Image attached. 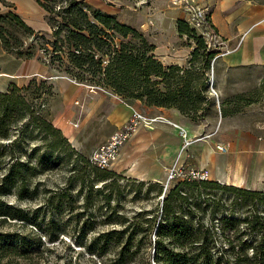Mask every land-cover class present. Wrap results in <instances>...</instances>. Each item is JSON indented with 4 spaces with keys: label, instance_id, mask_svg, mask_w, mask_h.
Listing matches in <instances>:
<instances>
[{
    "label": "trees",
    "instance_id": "trees-1",
    "mask_svg": "<svg viewBox=\"0 0 264 264\" xmlns=\"http://www.w3.org/2000/svg\"><path fill=\"white\" fill-rule=\"evenodd\" d=\"M36 2L50 31H35L13 11H0L5 53L26 60L41 50L45 60L37 59L51 69L107 88L125 102L172 107L192 121L211 116L209 73L219 57L185 19L176 21V29L193 41L188 64L165 66L154 55L155 44L115 14L85 0ZM52 90L45 77L10 83L0 92V222L31 225L40 234L30 241L0 233V264L38 256L50 250L48 244L61 243L63 234L80 248L70 251L101 264H150L141 262L144 254L154 264H264V191L185 178L163 194L159 182L97 167L50 119ZM262 95L264 77L255 98L236 93L219 99L220 114H239ZM61 169L66 174L56 181ZM8 196L18 203L7 202ZM128 202L142 207L129 213Z\"/></svg>",
    "mask_w": 264,
    "mask_h": 264
},
{
    "label": "crops",
    "instance_id": "crops-1",
    "mask_svg": "<svg viewBox=\"0 0 264 264\" xmlns=\"http://www.w3.org/2000/svg\"><path fill=\"white\" fill-rule=\"evenodd\" d=\"M193 1L206 9L212 27L233 49L218 59L215 70H212L213 85L215 81H218L217 72L220 65L225 71L264 69V0ZM23 21L33 27L30 20L23 19ZM43 27L48 28L46 24ZM191 50L192 47L175 43L155 44L154 55L165 66L183 67L188 64ZM51 74L37 58L20 60L5 53L0 46V92L5 91L10 83L23 86L28 84L33 77L45 78ZM54 81V88L64 108L53 115V124L62 131L75 149L89 155L92 152L91 147H82L79 139L83 134L85 124L99 109L101 110L102 105H106L107 99L99 91L93 94L84 84L73 80L56 77ZM260 89L261 87L258 91ZM216 94L217 96H214L210 93L213 99L209 106H206L210 108L211 116L195 121L181 115L177 109L172 107L143 106L139 102L112 99L110 108L105 111V121L109 127L103 136L106 139L126 122L133 110L140 108L146 115L161 116L169 123L160 122L154 124L152 128H139L121 147L113 166L107 169L126 178L162 184L165 178L161 174H166L167 168L183 166L186 169L206 171L207 180L264 191V134L256 136L245 132L240 136L241 138L217 140L214 132L217 122H220L221 128V123L231 116H221L219 99L222 97ZM76 101L86 102L85 111L83 110L79 115L78 123L75 122L76 118L73 119V115L78 114L77 109L71 113L72 115L70 114L72 103L75 104ZM258 102L259 100L245 106L243 110ZM82 113L85 114L82 116ZM261 124L264 126V122ZM180 129H183L186 137L191 140L200 135H204L205 140L193 141L187 147H182ZM216 143L226 145L229 152L227 154L214 152L211 146Z\"/></svg>",
    "mask_w": 264,
    "mask_h": 264
},
{
    "label": "rangeland",
    "instance_id": "rangeland-1",
    "mask_svg": "<svg viewBox=\"0 0 264 264\" xmlns=\"http://www.w3.org/2000/svg\"><path fill=\"white\" fill-rule=\"evenodd\" d=\"M6 2L4 5L0 0V11H13L17 14L22 20L27 19L33 23V27L38 28L41 27L42 30L50 31V28L46 24L44 20V11L37 4L36 0H3ZM91 6L100 9L103 12L108 14L114 13L120 22L128 24L139 31L143 32L148 39L157 45L170 44L175 43L176 45L187 47L189 44L193 45V41L186 39L185 36H180L176 29V21L178 19L186 18L185 12L182 7L179 6L178 2L173 3V0H85ZM189 3H195L193 0H188ZM182 10V13H181ZM26 22V21H24ZM29 24L28 22H26ZM25 23V24H26ZM46 24L48 28H44L43 25ZM30 26V25H28ZM37 26V27H36ZM32 27V26H31ZM35 58H42L45 60V56L41 50L36 52ZM221 58V57H219ZM38 61H40L38 59ZM41 62V61H40ZM44 64L47 69L52 73L51 76L48 77V81L53 84L52 95L47 98L46 108L50 115V119H53V115L61 110H63V103L61 98L58 95L57 90L54 88L56 77H62L64 79H70V77L60 74L57 71L51 69L47 66L46 62H41ZM210 75H214L212 70H210ZM217 80L214 84V90L219 94L220 97H225L228 95H232L237 92H248L252 97L258 96V90L261 87V80L264 77V69L261 68H251V69H237L225 71L223 70V66H218L217 72ZM37 79H42V77H33ZM83 84V83H79ZM85 84V83H84ZM87 85V84H85ZM98 91L106 97V105L101 106V110L96 112L95 115L85 124L83 129V134L79 139L82 147H91L90 151H94L99 145H101L106 138H104L105 132L109 129L107 123L105 121V111L110 108L112 99L117 100L120 99L114 96V93L100 86ZM75 101V100H74ZM264 97L259 99V102L256 103L252 107H248L244 109L242 113L233 115L227 118L223 123L217 122V125L214 129L215 138L217 140H234L236 138H241L240 136L249 132L252 135H262L264 134V126H262V122H264ZM78 112L77 115H73V119L76 118V123L80 118L81 112L83 110H79L74 102L70 108L71 112L74 110ZM140 112L144 113L142 109H138ZM85 111V110H84ZM85 113H82V116ZM72 115V114H71ZM75 116V117H74ZM53 122V121H52ZM77 125V124H74ZM108 128V129H107ZM142 129V128H141ZM211 129V128H209ZM208 129H205L207 131ZM145 131H147L145 129ZM209 131V130H208ZM207 133V132H205ZM203 137L204 135H200ZM82 152V151H81ZM90 152V154L92 153ZM86 155L85 152H82ZM89 154V155H90ZM89 155H86L89 157ZM62 174H66L65 170L61 169V171H57L53 176L56 181L60 180V176ZM166 176V174H161V176ZM43 177V174L39 175L37 179ZM9 203H18L14 200L13 196H8L4 198ZM19 205L22 207H26L29 204L26 202H19ZM127 211L132 213L140 209L141 204L136 203H126ZM32 206H36L33 204ZM145 207H149L150 204L147 203L144 205ZM65 220V217L63 218ZM13 221L0 222V233L6 232H14L20 235H24L29 237L31 241L32 238L36 237V234L40 236L39 232L31 225L23 226L18 223H9ZM154 235H152V238ZM62 239L61 243H54L52 247L51 244L50 250L43 251L38 256H34L30 259H22V258H13L9 262L10 264H65L70 262L71 264H101L100 259L92 256L89 259L86 255H77L76 252L70 251V248H74L75 251L80 249L72 244L68 235H62L60 237ZM43 240V238H41ZM43 247H40L42 249ZM3 260V262H5ZM149 261L152 264V257L143 255L141 258V262Z\"/></svg>",
    "mask_w": 264,
    "mask_h": 264
},
{
    "label": "built area",
    "instance_id": "built-area-1",
    "mask_svg": "<svg viewBox=\"0 0 264 264\" xmlns=\"http://www.w3.org/2000/svg\"><path fill=\"white\" fill-rule=\"evenodd\" d=\"M188 0H173V3L179 4L180 7L185 12L186 18H184L190 26H192L199 34H201L206 43V47L211 50L217 51L215 57H221L223 54L229 53L233 49L230 48L224 40L217 34V32L209 26L206 21L208 18L206 14V9L195 3H189ZM74 81V80H73ZM85 85V84H84ZM213 80L212 75L209 77V87L210 93L217 96L216 92L213 90ZM93 94H96L100 89L97 86L85 85ZM115 97H118L114 94ZM119 98V97H118ZM75 105L79 110H83L86 107V102L76 101ZM160 122H168L165 118L161 116H149L139 110H133L124 124L118 127L108 138L99 145L90 155L89 160L91 163L100 168H109L113 166L117 160L118 154L121 147L133 136V134L141 127L152 128L154 124ZM180 136L182 137V147H187L193 141L205 140V137H195L193 140L186 137L183 129H180ZM212 150L216 153L227 154L229 149L226 145L216 143L211 146ZM206 171L186 169L183 166H171L166 169V176L162 183L163 194L167 191L171 185L183 179H207ZM163 194L158 197L159 200L162 199ZM152 264L154 262L152 261Z\"/></svg>",
    "mask_w": 264,
    "mask_h": 264
},
{
    "label": "water",
    "instance_id": "water-1",
    "mask_svg": "<svg viewBox=\"0 0 264 264\" xmlns=\"http://www.w3.org/2000/svg\"><path fill=\"white\" fill-rule=\"evenodd\" d=\"M89 4V3H88ZM111 14H114V13H111ZM27 25V24H26ZM28 26V25H27ZM30 28H32L33 30H42V28L41 27H38V28H35V27H31V26H29ZM37 27V26H36ZM153 252H154V248H153V250H152V254H153Z\"/></svg>",
    "mask_w": 264,
    "mask_h": 264
}]
</instances>
